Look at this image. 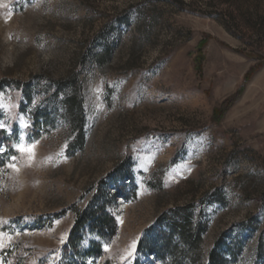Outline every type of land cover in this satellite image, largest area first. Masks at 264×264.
Returning a JSON list of instances; mask_svg holds the SVG:
<instances>
[{"label": "rangeland", "instance_id": "1", "mask_svg": "<svg viewBox=\"0 0 264 264\" xmlns=\"http://www.w3.org/2000/svg\"><path fill=\"white\" fill-rule=\"evenodd\" d=\"M0 111V264H193L160 243L188 212L203 264H264V0H0Z\"/></svg>", "mask_w": 264, "mask_h": 264}, {"label": "trees", "instance_id": "2", "mask_svg": "<svg viewBox=\"0 0 264 264\" xmlns=\"http://www.w3.org/2000/svg\"><path fill=\"white\" fill-rule=\"evenodd\" d=\"M111 58V49L106 47L103 52L96 55L93 61L96 65L103 71L109 65ZM87 56L80 58L79 66L85 67L87 65ZM58 90L63 92L62 105L65 108L66 118L69 122V125L78 133V140L76 145L79 149H82L84 146V117H83V99L81 97V85L79 80V74L77 72H71L66 78L56 81L54 83ZM1 115V111H0ZM0 141L9 146L8 138L6 137L5 131L0 130ZM7 146V148H8ZM1 159V155H0ZM104 206L96 207L94 210H88L83 213L76 211L77 218V227L75 232H79L84 226H89L90 231L94 232L99 229L102 230H111L114 228L113 218L104 213ZM180 217L172 216L165 221L169 224V232L164 234L163 239L160 241L162 245V253L175 254L178 246L172 245V238H176L180 244L188 252L186 258H189L193 264H203V230L204 225H193L192 219L190 218V213L179 214ZM81 242V239L73 241L69 240L70 246H75V243L78 244ZM221 244V243H220ZM74 248V247H72ZM96 247L92 246L91 250L93 252ZM206 258V257H205ZM208 264H225V260L221 255L217 253L214 249L211 251L207 257Z\"/></svg>", "mask_w": 264, "mask_h": 264}, {"label": "snow or ice", "instance_id": "3", "mask_svg": "<svg viewBox=\"0 0 264 264\" xmlns=\"http://www.w3.org/2000/svg\"><path fill=\"white\" fill-rule=\"evenodd\" d=\"M0 127H3V125H0ZM21 151H25L24 148H20ZM27 151L31 152V149H27ZM5 238H10V237H5ZM5 245L3 244L2 241H0V248H3Z\"/></svg>", "mask_w": 264, "mask_h": 264}]
</instances>
